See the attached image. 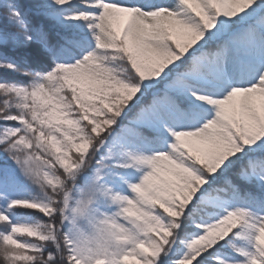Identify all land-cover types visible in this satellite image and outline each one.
<instances>
[{
    "label": "snow or ice",
    "instance_id": "1",
    "mask_svg": "<svg viewBox=\"0 0 264 264\" xmlns=\"http://www.w3.org/2000/svg\"><path fill=\"white\" fill-rule=\"evenodd\" d=\"M0 264H264V0H0Z\"/></svg>",
    "mask_w": 264,
    "mask_h": 264
}]
</instances>
